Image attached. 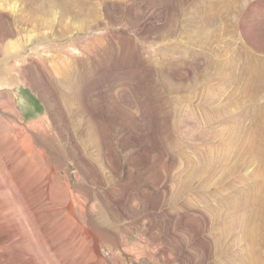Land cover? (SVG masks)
Returning <instances> with one entry per match:
<instances>
[{
    "label": "rangeland",
    "instance_id": "obj_1",
    "mask_svg": "<svg viewBox=\"0 0 264 264\" xmlns=\"http://www.w3.org/2000/svg\"><path fill=\"white\" fill-rule=\"evenodd\" d=\"M242 1L264 58V0ZM205 3L0 0V264H254L188 53ZM210 29L220 57L235 37Z\"/></svg>",
    "mask_w": 264,
    "mask_h": 264
},
{
    "label": "bare ground",
    "instance_id": "obj_2",
    "mask_svg": "<svg viewBox=\"0 0 264 264\" xmlns=\"http://www.w3.org/2000/svg\"><path fill=\"white\" fill-rule=\"evenodd\" d=\"M232 5V0H206L205 9L195 12L192 8V17L203 15L204 19L189 27L188 53L192 61H196L198 54L206 55L201 73L203 84L206 88L220 90L217 135L222 203H229L234 213L238 243L242 245L247 241L250 260L264 264V58L254 54L246 43L250 24L246 21L244 1L237 0L234 16L228 10ZM211 27L235 37L233 42L226 43V53L220 55L221 58L204 48L196 49L195 40L211 41V35L206 32ZM194 28H198L199 33ZM220 37L221 33H217L215 38ZM228 53L230 55L224 56ZM248 165L255 168L246 175L244 170ZM227 184L232 189L229 192L232 199L227 193ZM243 249L239 247V252Z\"/></svg>",
    "mask_w": 264,
    "mask_h": 264
}]
</instances>
